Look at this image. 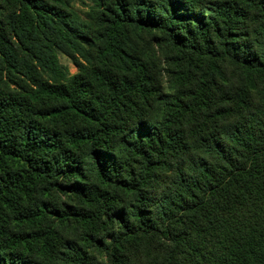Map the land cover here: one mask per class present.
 <instances>
[{"label": "trees", "instance_id": "1", "mask_svg": "<svg viewBox=\"0 0 264 264\" xmlns=\"http://www.w3.org/2000/svg\"><path fill=\"white\" fill-rule=\"evenodd\" d=\"M0 264H264V0H0Z\"/></svg>", "mask_w": 264, "mask_h": 264}, {"label": "rangeland", "instance_id": "2", "mask_svg": "<svg viewBox=\"0 0 264 264\" xmlns=\"http://www.w3.org/2000/svg\"><path fill=\"white\" fill-rule=\"evenodd\" d=\"M88 10H89V8H87L83 4L77 3L74 5V11L78 15V19L81 21L86 20V13L88 12ZM145 43H147V42H145ZM157 57H160V53H159L158 49L155 51V55H153V58L156 61H157ZM59 59H60V62L63 65H65V67H67L68 72L70 74H75L78 72V67L72 63L71 59L68 56H66L64 54H60ZM157 62H158V66L160 67L161 83H162L163 87L167 90L168 87L170 86V79H169L167 73L165 72L166 63L162 58L160 61H157Z\"/></svg>", "mask_w": 264, "mask_h": 264}]
</instances>
